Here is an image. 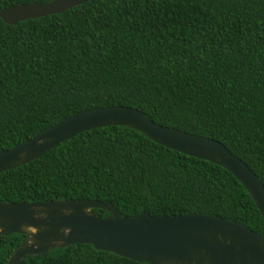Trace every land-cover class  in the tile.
<instances>
[{
	"label": "trees",
	"instance_id": "obj_1",
	"mask_svg": "<svg viewBox=\"0 0 264 264\" xmlns=\"http://www.w3.org/2000/svg\"><path fill=\"white\" fill-rule=\"evenodd\" d=\"M33 1L52 0H0V10ZM117 105L220 141L264 184V0H89L15 25L0 19V151L78 111ZM65 199L125 215L211 213L264 233L229 171L125 126L85 130L0 172L2 201ZM25 239L0 234V264ZM22 264L149 263L73 244Z\"/></svg>",
	"mask_w": 264,
	"mask_h": 264
},
{
	"label": "water",
	"instance_id": "obj_2",
	"mask_svg": "<svg viewBox=\"0 0 264 264\" xmlns=\"http://www.w3.org/2000/svg\"><path fill=\"white\" fill-rule=\"evenodd\" d=\"M89 0L39 1L5 7L8 24L58 14ZM125 126L178 152L210 161L229 171L244 187L264 219V184L220 141L155 124L143 112L117 105L93 107L71 114L43 132L0 151V172L28 163L72 136L98 127ZM107 212L97 216L92 209ZM26 239L6 264H22L37 255L73 244L149 264H264V233L215 214H122L113 204L90 199L5 202L0 200V234Z\"/></svg>",
	"mask_w": 264,
	"mask_h": 264
}]
</instances>
